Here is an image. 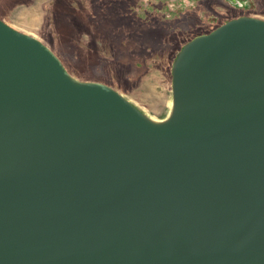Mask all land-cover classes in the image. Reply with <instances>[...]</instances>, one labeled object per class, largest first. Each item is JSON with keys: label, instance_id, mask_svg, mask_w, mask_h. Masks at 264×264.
Returning <instances> with one entry per match:
<instances>
[{"label": "water", "instance_id": "95a60500", "mask_svg": "<svg viewBox=\"0 0 264 264\" xmlns=\"http://www.w3.org/2000/svg\"><path fill=\"white\" fill-rule=\"evenodd\" d=\"M171 72L152 122L0 18V264H264V19Z\"/></svg>", "mask_w": 264, "mask_h": 264}, {"label": "rangeland", "instance_id": "374dc122", "mask_svg": "<svg viewBox=\"0 0 264 264\" xmlns=\"http://www.w3.org/2000/svg\"><path fill=\"white\" fill-rule=\"evenodd\" d=\"M264 0H0V18L29 33L79 80L103 82L157 120L171 106L172 62L191 38Z\"/></svg>", "mask_w": 264, "mask_h": 264}, {"label": "bare ground", "instance_id": "6f19581e", "mask_svg": "<svg viewBox=\"0 0 264 264\" xmlns=\"http://www.w3.org/2000/svg\"><path fill=\"white\" fill-rule=\"evenodd\" d=\"M183 45H184V44H183ZM183 45H182V46H183ZM181 49H182V47L179 49L178 52H180ZM178 52H177V53H178ZM176 55H177V54H176ZM175 58H176V56L174 57V60H173V62H172V67H173V64H174ZM171 71H172V69H171ZM70 76L74 78V76H72V75H70ZM120 94H121V93H120ZM121 95H122V94H121ZM122 96H123V95H122ZM173 104H174V101H173V97H172V99H171L170 111H169V113H168V116H167L165 119H163V120H157V119H154V118H152L151 116L146 115L143 111H141V110L138 109L137 107H136V108L140 111V113H141L146 119H148V120H150V121H152V122H163V121H166V120L170 117V115L172 114Z\"/></svg>", "mask_w": 264, "mask_h": 264}]
</instances>
